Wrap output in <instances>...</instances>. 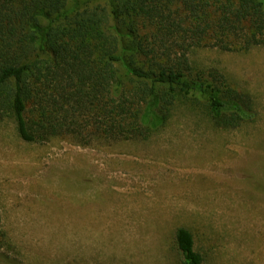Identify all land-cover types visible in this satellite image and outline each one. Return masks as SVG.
<instances>
[{
  "label": "rangeland",
  "instance_id": "1",
  "mask_svg": "<svg viewBox=\"0 0 264 264\" xmlns=\"http://www.w3.org/2000/svg\"><path fill=\"white\" fill-rule=\"evenodd\" d=\"M189 57L250 93L254 119L221 129L179 101L156 130L84 146L0 117V264H181L178 226L205 264H264V45Z\"/></svg>",
  "mask_w": 264,
  "mask_h": 264
},
{
  "label": "trees",
  "instance_id": "2",
  "mask_svg": "<svg viewBox=\"0 0 264 264\" xmlns=\"http://www.w3.org/2000/svg\"><path fill=\"white\" fill-rule=\"evenodd\" d=\"M262 45L264 0H0V117L25 142L87 146L143 136L189 101L236 129L256 115L252 96L189 54ZM174 243L181 264H205L188 228Z\"/></svg>",
  "mask_w": 264,
  "mask_h": 264
}]
</instances>
